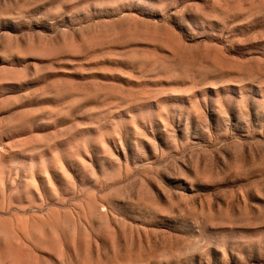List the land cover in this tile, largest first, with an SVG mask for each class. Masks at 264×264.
<instances>
[{
	"label": "rangeland",
	"instance_id": "rangeland-1",
	"mask_svg": "<svg viewBox=\"0 0 264 264\" xmlns=\"http://www.w3.org/2000/svg\"><path fill=\"white\" fill-rule=\"evenodd\" d=\"M0 264H264V0H0Z\"/></svg>",
	"mask_w": 264,
	"mask_h": 264
}]
</instances>
